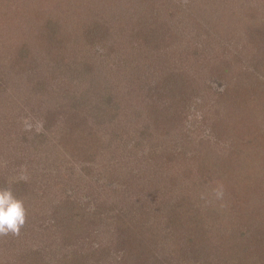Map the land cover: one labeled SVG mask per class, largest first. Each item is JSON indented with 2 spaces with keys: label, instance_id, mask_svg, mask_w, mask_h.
<instances>
[{
  "label": "rangeland",
  "instance_id": "rangeland-1",
  "mask_svg": "<svg viewBox=\"0 0 264 264\" xmlns=\"http://www.w3.org/2000/svg\"><path fill=\"white\" fill-rule=\"evenodd\" d=\"M8 186L0 264H264V0H0Z\"/></svg>",
  "mask_w": 264,
  "mask_h": 264
},
{
  "label": "clouds",
  "instance_id": "clouds-1",
  "mask_svg": "<svg viewBox=\"0 0 264 264\" xmlns=\"http://www.w3.org/2000/svg\"><path fill=\"white\" fill-rule=\"evenodd\" d=\"M26 180L27 176L22 172L12 183ZM27 219L28 210L24 201L14 194L11 186L0 187V237L19 236Z\"/></svg>",
  "mask_w": 264,
  "mask_h": 264
},
{
  "label": "trees",
  "instance_id": "trees-1",
  "mask_svg": "<svg viewBox=\"0 0 264 264\" xmlns=\"http://www.w3.org/2000/svg\"><path fill=\"white\" fill-rule=\"evenodd\" d=\"M166 84H167V82L164 83V85H166ZM167 86H169V83L167 84ZM109 103H111L110 98H107L106 100H104V104H108V105H109ZM192 221L194 222L195 227L199 226V225H198V221H199V220H198V221H197V220H196V221L192 220ZM195 222H196V223H195ZM199 224H200V221H199ZM194 230H195V229H194ZM198 236H199V235H197L196 238H198Z\"/></svg>",
  "mask_w": 264,
  "mask_h": 264
}]
</instances>
